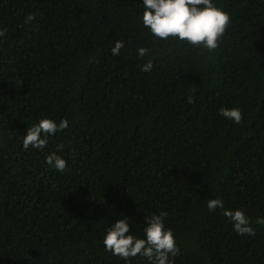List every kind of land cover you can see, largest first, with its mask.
<instances>
[{
  "label": "trees",
  "instance_id": "16d2710c",
  "mask_svg": "<svg viewBox=\"0 0 264 264\" xmlns=\"http://www.w3.org/2000/svg\"><path fill=\"white\" fill-rule=\"evenodd\" d=\"M215 2L230 24L208 51L153 36L142 0H0V264H125L108 229L127 217L142 236L161 211L174 264H264V0ZM44 118L69 127L25 149ZM237 209L254 236L224 215Z\"/></svg>",
  "mask_w": 264,
  "mask_h": 264
},
{
  "label": "clouds",
  "instance_id": "9594fccd",
  "mask_svg": "<svg viewBox=\"0 0 264 264\" xmlns=\"http://www.w3.org/2000/svg\"><path fill=\"white\" fill-rule=\"evenodd\" d=\"M144 7L142 15L143 26L158 39L167 40L169 37L197 48L213 51L219 47L220 41L230 24V16L218 7L215 0H142ZM35 13H30L24 20L31 24L35 20ZM7 29L0 28V39L6 36ZM123 41H117L111 49L113 55H119ZM149 54V49L140 47L138 56ZM153 64L149 61L141 71L150 72ZM189 102L192 99L189 98ZM219 114L236 124L242 122V111L239 108H222ZM69 127V121H56L44 118L27 129L23 139L25 149L35 148L43 150L51 136ZM63 148L60 145L58 151ZM46 163L58 172L67 168V161L56 152L46 157ZM209 212L224 209L222 199L208 201ZM224 215L232 222L237 235H255L250 219L242 210H225ZM168 213L161 211L146 218L143 235L137 236L131 232V224L127 217L114 222L103 239L105 250L113 256H118L125 264H131L134 257L146 258L149 264H174V258L180 253L174 232L165 224ZM258 224H264V217H259Z\"/></svg>",
  "mask_w": 264,
  "mask_h": 264
}]
</instances>
